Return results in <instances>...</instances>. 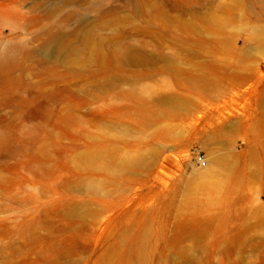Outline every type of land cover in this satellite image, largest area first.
Listing matches in <instances>:
<instances>
[{
    "label": "rangeland",
    "instance_id": "obj_1",
    "mask_svg": "<svg viewBox=\"0 0 264 264\" xmlns=\"http://www.w3.org/2000/svg\"><path fill=\"white\" fill-rule=\"evenodd\" d=\"M123 3L0 0V52L12 50L0 67V264H264V182L241 172L233 178L239 164L264 166L262 107L250 97L230 99L225 86L216 97L198 98L215 114L219 106L232 120L253 123L248 146L261 160L246 165L245 143L235 146L241 134L214 139L212 119L192 125L198 110L161 116L164 130L149 125L148 101L171 88L160 75L122 80L130 71L118 68V40L141 49L157 40L136 16L96 29L106 8ZM209 6L230 38L254 37L262 23L246 13L257 11L256 0H212ZM83 31L113 35L111 49L84 48L77 38ZM75 47L83 49L75 53ZM245 51L253 53L257 90H263L264 51ZM94 150L106 155L91 166L82 153ZM130 156L144 162L128 171L108 164ZM218 159L233 171L231 196L245 198L227 210H217L199 184L221 168ZM89 181L103 187L90 190Z\"/></svg>",
    "mask_w": 264,
    "mask_h": 264
},
{
    "label": "bare ground",
    "instance_id": "obj_2",
    "mask_svg": "<svg viewBox=\"0 0 264 264\" xmlns=\"http://www.w3.org/2000/svg\"><path fill=\"white\" fill-rule=\"evenodd\" d=\"M61 1L65 4H85L87 2V0ZM123 1L124 3L121 6L106 8L96 18V29L102 30L113 27L121 21H126L129 17L136 16L145 22V27L150 32L151 39L157 40V43L148 49H141L132 42L121 40H118L119 46L122 48L121 52L114 47V51L119 52L117 54L119 57L118 68L130 71L128 74L121 75L122 80L131 77L152 78L160 75L162 82L171 88L165 92H157L153 99L148 101L150 113L146 116V122L155 128L164 130L165 125L161 124L163 123L160 121L161 116L165 115L170 118L181 114L185 117L192 114V111L198 110L200 113L191 118L192 125L197 124L200 118L207 116V119H212L214 139L215 134L226 133L231 139L241 134L240 137L235 138V146L240 142L246 145L245 149L240 152L244 155L243 164L246 165L248 160H261V156L254 155L250 149L251 147L248 146V131L255 130L252 126L253 123L242 120L240 116H236L237 120H232L231 113L229 112L228 115L221 113L220 109L222 107L219 106L215 107V114L201 104L198 98L216 97L215 94L220 92L222 86L229 89V98L234 101L250 97L254 105L262 107L260 111L261 119L258 122L262 125L264 134V89L257 90L253 53L250 51L242 52L246 47L248 50L252 46L257 50L264 51V0H256L257 11L253 9H247L246 11L250 17L262 22L255 36L241 37L237 35L234 38L227 36L224 22L210 8L209 2L212 0ZM125 7L129 8V13L120 14L119 9L123 8L125 10ZM94 35L86 34L83 31L79 36L77 35V38L82 42L84 48H91L97 52H106L111 49L109 38H113V35L108 38ZM55 38L56 36H52V40ZM239 43H242L243 46H239ZM167 44L173 47V51L170 53L164 50ZM67 47H69V41L56 46L58 51H63ZM44 49L48 48L45 47ZM82 49V47H75L73 52L79 53ZM11 51V47H7L0 52V67L9 61ZM179 60L186 62V66H182ZM132 66L138 69H132ZM163 74H167L169 79ZM252 79L253 82L249 86L241 88ZM235 154V152H232L227 154L226 157ZM105 155L100 150L82 153L88 165L91 166L96 165V158L101 156L103 158ZM173 156L177 158L176 155L173 154ZM107 161L103 159L101 163L105 164ZM143 162L142 158L136 159L130 156L108 164L115 169L128 171L135 170ZM218 164L221 168L206 174L207 179L202 180L199 184L205 187L204 189L210 198L218 203L217 210L220 208L227 210L236 203L238 204L239 198H245L231 196L233 194L232 182L229 180L230 176L233 175L230 174L231 167L228 162L220 161V159H218ZM238 173L242 176L245 175L248 180L259 179L264 182V166L261 162L257 167L252 168L239 164L233 178L236 175L238 176ZM198 174H201V172ZM102 187L103 184L100 182H88V189L90 190H99ZM243 205L244 203H241V206H239V212L246 211V207ZM258 205L262 206L263 203Z\"/></svg>",
    "mask_w": 264,
    "mask_h": 264
},
{
    "label": "built area",
    "instance_id": "obj_3",
    "mask_svg": "<svg viewBox=\"0 0 264 264\" xmlns=\"http://www.w3.org/2000/svg\"><path fill=\"white\" fill-rule=\"evenodd\" d=\"M196 158H197V160H198V162L200 164H204L205 163V158H204V156L202 154L197 153L196 154Z\"/></svg>",
    "mask_w": 264,
    "mask_h": 264
}]
</instances>
